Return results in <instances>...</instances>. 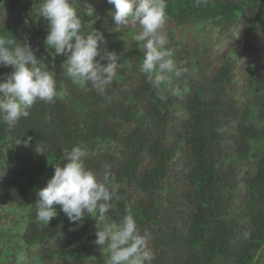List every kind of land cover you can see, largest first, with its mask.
<instances>
[{
  "label": "trees",
  "instance_id": "1",
  "mask_svg": "<svg viewBox=\"0 0 264 264\" xmlns=\"http://www.w3.org/2000/svg\"><path fill=\"white\" fill-rule=\"evenodd\" d=\"M42 2L0 0V36L39 48L60 93L0 122V264H106L95 216L36 217L37 190L77 145L99 179L114 174L120 199L106 215L131 207L152 264H264V0H166L165 47L189 69L166 100L140 72L141 26H117L107 0H77V12L120 69L103 94L74 85L66 57L46 51Z\"/></svg>",
  "mask_w": 264,
  "mask_h": 264
},
{
  "label": "clouds",
  "instance_id": "2",
  "mask_svg": "<svg viewBox=\"0 0 264 264\" xmlns=\"http://www.w3.org/2000/svg\"><path fill=\"white\" fill-rule=\"evenodd\" d=\"M114 6L110 12L114 23L141 26L134 35L143 43L140 72L149 85L158 90L160 100L166 94L178 91L177 79L188 73L187 67L178 66L163 32L167 22L166 0H107ZM39 15L47 21L44 41L46 51L53 56L66 57V75L74 85L91 86L103 94L116 78L120 69L119 56L114 51L101 52L105 42L103 32L92 28L85 33L77 12V0H43ZM39 48L17 42L14 37L0 36V67L12 71L0 79V122L12 128L38 102L53 103L60 94L56 74L49 71L46 57H38ZM23 143H27L23 141ZM89 155L83 146L66 151L61 164L54 166V174L47 185L36 192V217L45 224L58 215L57 207L70 223H83L86 216H95L98 247L107 246L106 264H152L154 254L148 246V234L141 233L134 213L129 207L119 221L106 215L114 201L120 199L115 176L106 167L103 179L85 166ZM4 163L0 165V177Z\"/></svg>",
  "mask_w": 264,
  "mask_h": 264
}]
</instances>
